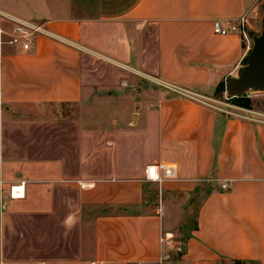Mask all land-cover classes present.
<instances>
[{
  "label": "crops",
  "instance_id": "1",
  "mask_svg": "<svg viewBox=\"0 0 264 264\" xmlns=\"http://www.w3.org/2000/svg\"><path fill=\"white\" fill-rule=\"evenodd\" d=\"M258 1L0 0V30H47L0 36V264H264V114L159 84L220 93L250 48L214 22Z\"/></svg>",
  "mask_w": 264,
  "mask_h": 264
},
{
  "label": "built area",
  "instance_id": "2",
  "mask_svg": "<svg viewBox=\"0 0 264 264\" xmlns=\"http://www.w3.org/2000/svg\"><path fill=\"white\" fill-rule=\"evenodd\" d=\"M254 11V8L249 12L243 15L242 17L230 21L227 25H224L221 21H215L214 22V32L217 35L225 36L228 34H240L243 38V40L246 42L248 47H251L252 42V33L248 29V26L250 25V14ZM13 23V29L10 33H6L3 30H0V36L8 35L7 43L11 46H21L25 51L29 50L34 39L37 38L39 35H46L47 30L45 28V25L41 23H35V22H26L23 20L18 19H10ZM161 86L167 88L168 90L176 91L181 96L187 99L194 100L196 102H199L203 105H207L210 107H213L217 110L222 111L223 113L229 115V116H237L242 119H248V120H254L251 118L253 115H260L257 112L250 111L247 109H240L235 107L234 105H228L227 108L217 106L214 104L212 99L209 97H203L196 93L187 91L182 88H178L172 84H168L165 82L159 83ZM227 99H233L227 97ZM229 108V109H228ZM232 109H239V111L232 110ZM147 180L157 184L160 187V192L162 189L163 183H165L168 180H175L177 179V169L171 164L166 163H160L154 166H150L147 171ZM4 181L0 178V192L3 190ZM223 188H227V184L223 185ZM16 192V195L14 194ZM22 192L19 190L18 187L12 186L11 187V194H9V197L11 198H19ZM165 244L167 248H172L173 250L177 251L178 253L183 252V248L181 245L177 244L173 237L166 238Z\"/></svg>",
  "mask_w": 264,
  "mask_h": 264
},
{
  "label": "water",
  "instance_id": "3",
  "mask_svg": "<svg viewBox=\"0 0 264 264\" xmlns=\"http://www.w3.org/2000/svg\"><path fill=\"white\" fill-rule=\"evenodd\" d=\"M252 48L237 77L226 79L225 92L229 98H239L249 92H264V25L258 35H252ZM154 191L150 195L153 196ZM3 198L7 199L5 193Z\"/></svg>",
  "mask_w": 264,
  "mask_h": 264
},
{
  "label": "rangeland",
  "instance_id": "4",
  "mask_svg": "<svg viewBox=\"0 0 264 264\" xmlns=\"http://www.w3.org/2000/svg\"><path fill=\"white\" fill-rule=\"evenodd\" d=\"M264 25V0H259L254 5V11L250 14V25L248 26V29L251 31L252 35H258L261 33L262 28ZM253 43L251 42L252 48ZM250 52V51H249ZM240 98V97H239ZM213 103L217 106L225 107L227 108L228 105H234L237 108L240 109H247L254 112H259L261 114H264V92H249L246 95H244L243 99H227L226 92H220L218 94H215L213 97H211ZM239 101H247V102H241ZM229 109V108H228ZM239 111V109H232ZM15 194V193H14Z\"/></svg>",
  "mask_w": 264,
  "mask_h": 264
},
{
  "label": "trees",
  "instance_id": "5",
  "mask_svg": "<svg viewBox=\"0 0 264 264\" xmlns=\"http://www.w3.org/2000/svg\"><path fill=\"white\" fill-rule=\"evenodd\" d=\"M220 92H225V87H223V89H221ZM243 98H244V96H241L240 98H237V99H243ZM238 102L241 103V102H247V101H245V100H244V101H242V100L239 101V100H238ZM247 103H248V102H247Z\"/></svg>",
  "mask_w": 264,
  "mask_h": 264
}]
</instances>
